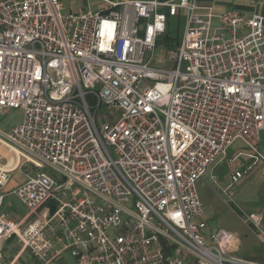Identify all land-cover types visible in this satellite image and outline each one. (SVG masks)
<instances>
[{
  "label": "built area",
  "instance_id": "obj_1",
  "mask_svg": "<svg viewBox=\"0 0 264 264\" xmlns=\"http://www.w3.org/2000/svg\"><path fill=\"white\" fill-rule=\"evenodd\" d=\"M205 10V13H200ZM184 19L172 69L152 64L170 18ZM217 24L213 25V19ZM22 121L0 141L24 160L1 211L0 261L13 237L26 264H262L208 241L198 178L240 141L221 192L264 162V18L214 14L197 0H0V113ZM104 109L103 112L102 109ZM99 121L100 127L97 124ZM45 165L57 172L33 168ZM9 169L0 167V189ZM264 246V210L239 211ZM19 257V256H18ZM14 258L5 264H13Z\"/></svg>",
  "mask_w": 264,
  "mask_h": 264
},
{
  "label": "rangeland",
  "instance_id": "obj_2",
  "mask_svg": "<svg viewBox=\"0 0 264 264\" xmlns=\"http://www.w3.org/2000/svg\"><path fill=\"white\" fill-rule=\"evenodd\" d=\"M65 9L77 10L84 7L89 0H61ZM178 19L170 18L167 23L168 34L167 39H163L159 42L155 48V58L152 60V64H155L162 68L172 69L175 63L172 60H168V48L177 50V44L183 36L184 19L180 17ZM103 112V108H101ZM23 112L19 109H9L4 113H0V132L5 134L9 132L13 126L19 124L22 121ZM100 127L99 121H97ZM261 137L259 142V148L262 151L261 142L264 138V131H261ZM242 148L241 142H234L225 158L216 163L214 167H211L207 173L200 176L197 181V194H199L201 207L203 211L198 217L192 219L193 222L203 221L206 223V228L203 230L208 241L211 239L210 235H213L216 231H224L230 233L232 236L238 239L237 244L231 250V253L238 257L252 258L260 263L264 264V246L261 245L258 238L255 236L253 229L243 221L240 210L246 212L263 209L264 210V162H257L258 165L254 167L247 175L241 177V180L237 182L232 191L235 193L233 200L234 205L230 203V199L226 197L221 189L225 188L229 183V175L234 168L240 166V160H247L243 156H240L234 162L231 158L234 157L237 151ZM0 150L4 153L8 152V149L0 146ZM6 159H2L1 162H5ZM24 160H22V164ZM43 170L49 175H56L57 172L51 167L45 165L43 168H33V172ZM3 205L1 211L13 216L15 219H20L27 212V208L23 202H21L16 195L9 193L4 196ZM7 244V243H6ZM16 244L10 241L7 244L6 249L8 252H14ZM9 254V255H10ZM24 254L23 258L28 261ZM65 261L69 264L74 263L73 257L69 252L63 254Z\"/></svg>",
  "mask_w": 264,
  "mask_h": 264
},
{
  "label": "crops",
  "instance_id": "obj_3",
  "mask_svg": "<svg viewBox=\"0 0 264 264\" xmlns=\"http://www.w3.org/2000/svg\"><path fill=\"white\" fill-rule=\"evenodd\" d=\"M197 4H199L202 7L205 6L211 7L214 14H219L222 11L231 9V10H237L245 18H250L251 15L253 14H258L264 18V0H197ZM199 12L205 13V10H200ZM216 24H217V19L214 18L213 25ZM0 146L7 148V146L4 145V143L1 141H0ZM2 159H6V161L1 162ZM22 165H23L22 159L16 156L11 150L8 149V152L6 153L0 150V167L5 169L8 168L10 171L9 178L7 180V183L5 184V187L0 189V193L3 194L4 196L11 193V191L14 190L17 186H19L21 182L25 179L24 171L22 170ZM11 238H9L4 243L5 245H4L3 257L1 258L2 260L0 261V264L8 263L10 260H12V258H14L13 264H26L28 261L25 258H23L25 253L21 255H17V252L20 249V244L16 247L14 252H11V254L6 249V246L7 244H9L10 241H13L16 244H18L13 237ZM58 264H69V262L65 261V258L62 257L61 259H59Z\"/></svg>",
  "mask_w": 264,
  "mask_h": 264
},
{
  "label": "trees",
  "instance_id": "obj_4",
  "mask_svg": "<svg viewBox=\"0 0 264 264\" xmlns=\"http://www.w3.org/2000/svg\"><path fill=\"white\" fill-rule=\"evenodd\" d=\"M167 38H168V34L165 32L164 33V36H163V39H167ZM260 147L262 148V151L264 152V138L262 139V142H261V146ZM241 149H243V147ZM260 151H261V149H260Z\"/></svg>",
  "mask_w": 264,
  "mask_h": 264
}]
</instances>
